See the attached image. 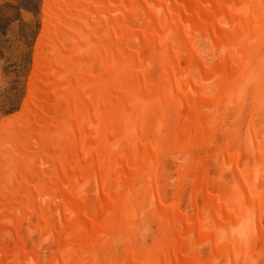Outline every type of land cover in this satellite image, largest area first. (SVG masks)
Returning a JSON list of instances; mask_svg holds the SVG:
<instances>
[{"label": "bare ground", "instance_id": "6f19581e", "mask_svg": "<svg viewBox=\"0 0 264 264\" xmlns=\"http://www.w3.org/2000/svg\"><path fill=\"white\" fill-rule=\"evenodd\" d=\"M49 2L0 264H261L264 0Z\"/></svg>", "mask_w": 264, "mask_h": 264}, {"label": "rangeland", "instance_id": "374dc122", "mask_svg": "<svg viewBox=\"0 0 264 264\" xmlns=\"http://www.w3.org/2000/svg\"><path fill=\"white\" fill-rule=\"evenodd\" d=\"M49 1L0 0V138L4 124L22 116L30 97Z\"/></svg>", "mask_w": 264, "mask_h": 264}]
</instances>
